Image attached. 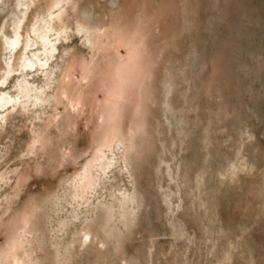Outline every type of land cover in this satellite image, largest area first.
<instances>
[{"label":"rangeland","instance_id":"rangeland-1","mask_svg":"<svg viewBox=\"0 0 264 264\" xmlns=\"http://www.w3.org/2000/svg\"><path fill=\"white\" fill-rule=\"evenodd\" d=\"M2 97L0 264H264V0H0Z\"/></svg>","mask_w":264,"mask_h":264},{"label":"bare ground","instance_id":"bare-ground-1","mask_svg":"<svg viewBox=\"0 0 264 264\" xmlns=\"http://www.w3.org/2000/svg\"><path fill=\"white\" fill-rule=\"evenodd\" d=\"M8 38H9V37H8ZM43 42H44V41H43ZM46 42H47V41H46ZM8 43H9V42H8ZM26 89H27V88H26ZM29 90H30V89H29ZM24 94H27V93H24ZM8 101H9L8 99L2 97V98L0 99V107L4 106Z\"/></svg>","mask_w":264,"mask_h":264}]
</instances>
